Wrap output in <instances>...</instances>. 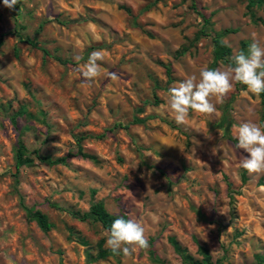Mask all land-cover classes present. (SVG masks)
Here are the masks:
<instances>
[{
    "label": "rangeland",
    "instance_id": "374dc122",
    "mask_svg": "<svg viewBox=\"0 0 264 264\" xmlns=\"http://www.w3.org/2000/svg\"><path fill=\"white\" fill-rule=\"evenodd\" d=\"M194 1L196 11L190 0H20L12 10L0 0V264H87L76 237L91 246L103 239L106 247L105 231L68 212H87L99 201L110 214L142 223L159 262L141 249L92 264H181L168 237L195 258L200 242L223 264H264V173L241 167L247 153L234 147L233 127H264L259 97L234 83L222 103L210 98L215 113L190 111L184 124L167 105L169 88L211 69L213 35L236 30L222 37L232 62L242 43L264 47V23L251 22L247 0ZM254 13L264 20V7ZM97 50L105 60L86 84L74 57L84 64ZM226 66L219 61L215 69ZM227 107L230 122L223 120ZM20 108L32 118L13 122ZM75 136L84 137L97 163L55 162ZM18 140L29 161L16 180L10 169ZM228 182L238 192L234 209ZM23 206L45 214L52 228L43 232Z\"/></svg>",
    "mask_w": 264,
    "mask_h": 264
},
{
    "label": "clouds",
    "instance_id": "9594fccd",
    "mask_svg": "<svg viewBox=\"0 0 264 264\" xmlns=\"http://www.w3.org/2000/svg\"><path fill=\"white\" fill-rule=\"evenodd\" d=\"M19 0H3L4 7L12 10ZM94 39H102L100 34H95ZM77 65L75 73L82 78L84 83H90L100 75V63L105 60L102 50L93 51L87 62L80 64L83 57H74ZM116 79L115 73L109 74ZM234 83L246 86L247 90L259 96L264 93V47L253 41L247 54L239 52L232 58V63L220 69L205 68L196 77L178 83L167 92V105L177 124H184L189 118L190 111L211 115L216 107L210 98L215 97L217 103L233 89ZM236 131L237 143L235 148L247 153L241 162V167L249 174L264 173V127L254 123L244 122L233 126ZM105 246L115 254L123 253L131 256L135 251L146 249L148 241L142 223L136 219L118 218L113 221L110 229L105 230Z\"/></svg>",
    "mask_w": 264,
    "mask_h": 264
},
{
    "label": "trees",
    "instance_id": "16d2710c",
    "mask_svg": "<svg viewBox=\"0 0 264 264\" xmlns=\"http://www.w3.org/2000/svg\"><path fill=\"white\" fill-rule=\"evenodd\" d=\"M190 2H191L192 9L196 11L195 1L190 0ZM261 7H264V0H247L246 13L249 16L253 24H256L259 22L264 23V20L257 18L254 13L255 8H261ZM120 8L124 9L129 15H131V11L128 8H125V7H120ZM198 15H200V17L203 19L204 24L209 23V20L205 16H203L200 13H198ZM235 31L236 30L226 29V30H223L220 34H215L212 36L211 39H212V45H213L214 60L211 65V69H215L219 61H224L228 65L232 63L229 60L230 55H231V49L222 41V37L230 33H235ZM200 35L204 36L205 34L201 32ZM25 43L30 45L31 47H34V48L37 47V44L35 42L30 41L29 39H26ZM1 45H2V40L0 39V47ZM247 47L248 45L246 43H242V52H244L245 54H247V51H248ZM165 74L167 76V83H170L172 80V69L170 65L165 66ZM258 97L260 99L262 112L264 114V93H261ZM228 107L223 113V120H225L226 122H230L231 120ZM18 116L32 118V114L28 113L25 108H20L16 112V114L13 115L12 121L15 122V119ZM141 121L143 120L134 118L132 123L136 124ZM119 127H123L124 129L127 128L126 126H121L120 124H119ZM226 137L230 141H234L228 132L226 133ZM83 140H84V137L75 136V145L68 152L67 156L59 158L55 160V162L62 164V165H67L68 164L67 161L69 158L78 157L84 160H89L93 163H97L98 162L97 158L84 149V146L82 144ZM28 161H29V157L27 156V149L25 145L23 144L22 140H18L15 151H14V165L10 169V174L14 179L17 180L21 169L25 166V164ZM245 173L246 171L244 170L241 175V179L243 182L245 181ZM227 192H228L229 204L231 205L232 209H234L233 208L234 202H235L234 195H236L238 192L233 189L232 184L229 182L227 183ZM23 207H24V210L26 212L28 219L35 221L38 227L43 232H48L52 228V225L48 221L47 216L43 214L41 211L35 210L32 207L31 208L27 206H23ZM68 213L73 218L78 219L82 222L87 221V220H92L100 224V226L102 227L104 231L107 229H110L111 224L113 223L115 219H118V218H124L126 220L128 219L127 216L123 214H118V215L110 214L106 210V208L104 207L101 201L92 204L89 207V210L87 212L81 213L79 211H75V212L69 211ZM76 241L78 242V244L86 248L85 257H86L87 264H92L96 261L105 260L107 258H116L119 255V254L113 253L107 247H104L103 239L99 240L94 246H91V244L86 239L80 236L76 237ZM147 241H148V247L142 250L148 254L150 260L153 263H158L159 260L155 256V253L153 251V243L155 240L153 238H149L147 239ZM168 243L172 247L174 253L179 257L181 264H223L222 258L213 259L212 255L209 252V249L205 245L201 244L200 242H196L197 252L200 258H195L193 255H191L188 249L182 246L175 237H168ZM258 262L263 263L264 259L258 257Z\"/></svg>",
    "mask_w": 264,
    "mask_h": 264
}]
</instances>
